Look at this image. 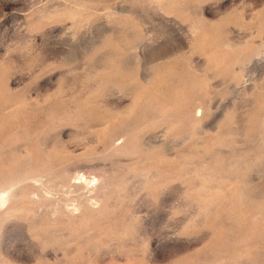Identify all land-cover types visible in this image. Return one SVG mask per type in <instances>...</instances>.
Masks as SVG:
<instances>
[{
  "label": "rangeland",
  "instance_id": "1",
  "mask_svg": "<svg viewBox=\"0 0 264 264\" xmlns=\"http://www.w3.org/2000/svg\"><path fill=\"white\" fill-rule=\"evenodd\" d=\"M0 264H264V0H0Z\"/></svg>",
  "mask_w": 264,
  "mask_h": 264
}]
</instances>
